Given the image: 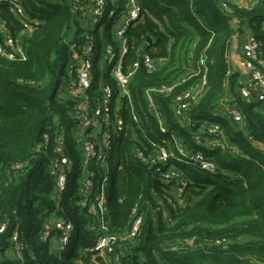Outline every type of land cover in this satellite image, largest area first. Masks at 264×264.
Here are the masks:
<instances>
[{"label": "trees", "instance_id": "16d2710c", "mask_svg": "<svg viewBox=\"0 0 264 264\" xmlns=\"http://www.w3.org/2000/svg\"><path fill=\"white\" fill-rule=\"evenodd\" d=\"M138 1L142 20L129 29V42L138 48L150 37L152 43L147 50L151 56L167 61L154 74L147 76L140 70L132 79L129 88L135 106L142 103L146 88L181 77L188 67L195 69L203 54L207 87L190 116L193 121L219 123L229 148L198 149L214 162V173L175 164L186 181L185 204L169 209L164 218L156 207L167 201L165 186L133 162L132 140L123 138L110 175L108 218L112 232L125 235L130 212L138 201L144 218L142 233L134 245L116 249L105 255L107 258L82 256V250L92 246L97 237L86 228L93 218L86 207L78 205V196L73 200L65 196L59 203L53 200V182L47 171L59 127L75 153L70 135L72 102L66 95L57 94L61 79L65 82L70 57L64 40L72 12L66 0H24L25 12L38 22L32 34L22 40L27 58L18 62L0 60V226L5 225L0 233V264H76L89 259L95 264H264V150L253 143L264 148V103L241 99L232 72L226 80V51L234 25L249 28L260 43L264 61V1L250 10L226 4L227 11L219 0ZM0 16L9 33L20 31L21 24L6 7L0 6ZM134 58L132 49L128 61ZM158 101L163 102L169 117L170 100ZM224 106H236L243 122L234 123ZM124 119L131 127L126 113ZM175 123L172 128L176 137L191 147L189 130L196 128L183 129ZM77 164L74 157V167ZM117 166H121L119 171ZM189 173L212 175L220 181L197 182ZM53 212L74 225L70 248L64 252L53 246L54 230L46 238L41 235ZM14 232L22 245L19 261L6 257ZM216 240L224 242L216 244ZM188 241L193 246H188Z\"/></svg>", "mask_w": 264, "mask_h": 264}, {"label": "built area", "instance_id": "2783aa9c", "mask_svg": "<svg viewBox=\"0 0 264 264\" xmlns=\"http://www.w3.org/2000/svg\"><path fill=\"white\" fill-rule=\"evenodd\" d=\"M23 1L0 0V6L6 7L21 24L20 31L13 35L8 32L6 22L0 16V60L18 62L27 58L22 40L32 34L38 22L29 18ZM66 3L78 25L75 41L69 45L70 57L62 93L72 102L69 118L72 121L70 135L75 143V153L68 147L63 128L59 127L47 171L53 182V200L59 203L65 196L69 200L78 196V205L86 207L93 218L86 228L96 233L97 237L92 246L82 250V256H105L121 247L134 245L142 233L144 222L138 201L130 212L129 231L125 235L114 234L108 218L111 153L115 146L120 148L123 145V138L132 140L130 152L133 162L165 186L164 197L167 201L159 202L156 207V212L164 218L168 217L169 209L175 210L185 204L183 191L186 181L175 164L185 165L194 171L214 173L216 165L198 149H226L229 144L219 123L205 119L193 121L190 116L191 109L204 96L207 87L203 54L196 62L195 69L188 67L181 77L146 88L142 103H137L136 107L129 88L132 79L140 70L147 76L154 74L167 61L151 56L147 49L152 42L148 44L145 41L138 48L132 47L129 42V29L142 20L139 1L66 0ZM221 5L228 10L226 4ZM108 15L112 16L111 19L118 17L119 22L106 38L102 34L101 21ZM132 49L135 58L128 61ZM239 51L244 69L239 96L245 101L264 103V61L260 43L249 30ZM230 74L229 68L226 80ZM186 84L190 85L176 93ZM158 99L170 100L169 117L163 109V102ZM223 109L234 123L243 122V116L236 106H224ZM124 113L128 115L131 127L126 124ZM174 122L183 129L196 128L195 131L189 130L192 133L191 147L176 137L172 128ZM44 138L47 140V136ZM74 157L78 158L76 167ZM78 166L82 169V178L76 192L66 193ZM116 169L119 171L121 166ZM4 229L5 225L2 224L0 233ZM52 230L56 232L53 246L58 251H67L74 225L53 212L42 227V237H48ZM222 242L224 240L215 241L216 244ZM11 245L10 251L14 256L11 260L19 261L22 245L18 243L16 232L12 235ZM187 245L191 247L193 243L188 241ZM76 264L95 263L89 259L79 260Z\"/></svg>", "mask_w": 264, "mask_h": 264}, {"label": "crops", "instance_id": "0c3cea01", "mask_svg": "<svg viewBox=\"0 0 264 264\" xmlns=\"http://www.w3.org/2000/svg\"><path fill=\"white\" fill-rule=\"evenodd\" d=\"M259 1L264 0H219L220 4L224 3L229 6H233L239 9H252ZM262 28L264 30V23L262 24ZM249 28L244 25H234V34L231 37L228 49L226 51V61L228 63V67L230 68L231 72L236 75L237 82L240 84L241 80L244 77V69L242 65V60L240 56V45L242 41L247 37ZM250 31V30H249ZM195 42H192L190 48L194 47ZM258 148L262 147L260 144H254ZM55 243V240L53 241ZM12 252L9 250L6 252V257L10 260L14 258ZM103 258H107V256H102Z\"/></svg>", "mask_w": 264, "mask_h": 264}, {"label": "rangeland", "instance_id": "374dc122", "mask_svg": "<svg viewBox=\"0 0 264 264\" xmlns=\"http://www.w3.org/2000/svg\"><path fill=\"white\" fill-rule=\"evenodd\" d=\"M112 16H107L105 18L102 19L101 21V26L103 27L102 29V34L103 36H105L106 38L109 37V33L112 30V28L116 27L118 25L119 19L118 17L114 16L113 19H111ZM262 46L264 47V41L262 42ZM181 62H183L181 60ZM180 64V62H179ZM176 66V64H175ZM65 85V82L63 81V79H61V86L58 89V97L62 95L63 93V86ZM111 86L113 88V90L116 92V87L113 84V82H111ZM261 149L264 150V148L260 147ZM117 154H118V146H115L113 149V152L111 153V159H110V164L113 165V167L115 166L116 162H117ZM189 176L191 177V179L197 181V182H205V183H211V182H219L220 179L217 177H214L212 175H208V174H199V175H192L189 173ZM82 178V169L80 166L77 167V172L75 175V178L73 180H71L70 182V191L69 193L74 194L76 192V189L78 187L79 181ZM53 245H55V243H53Z\"/></svg>", "mask_w": 264, "mask_h": 264}, {"label": "water", "instance_id": "95a60500", "mask_svg": "<svg viewBox=\"0 0 264 264\" xmlns=\"http://www.w3.org/2000/svg\"><path fill=\"white\" fill-rule=\"evenodd\" d=\"M76 33H77V27H76L75 21H74V14H71V17H70V30H69V33H68V35L66 36V38L64 40V43L66 45H68V46L71 45L75 41ZM146 42L148 44L151 43L150 37H146ZM148 233H149V227H147V229H146L145 238L148 236Z\"/></svg>", "mask_w": 264, "mask_h": 264}]
</instances>
